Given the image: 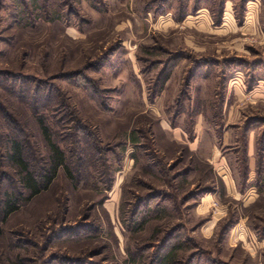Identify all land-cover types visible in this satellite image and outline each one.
<instances>
[{
    "label": "rangeland",
    "instance_id": "rangeland-1",
    "mask_svg": "<svg viewBox=\"0 0 264 264\" xmlns=\"http://www.w3.org/2000/svg\"><path fill=\"white\" fill-rule=\"evenodd\" d=\"M250 1L0 0V264H264ZM41 118L67 165L3 219L28 194L12 142L37 175L51 158Z\"/></svg>",
    "mask_w": 264,
    "mask_h": 264
},
{
    "label": "trees",
    "instance_id": "trees-1",
    "mask_svg": "<svg viewBox=\"0 0 264 264\" xmlns=\"http://www.w3.org/2000/svg\"><path fill=\"white\" fill-rule=\"evenodd\" d=\"M40 125L45 133L47 142L51 149V158L47 161L46 168L42 169L41 174L35 173L25 159L22 146L18 142H12L11 159L15 165L21 171V181L24 189L27 191V195L24 198L20 195L7 194L4 199V206L2 209L3 219H6L9 215L15 212L20 202H27L43 190L47 189L56 177L58 169L61 167H66V156L63 150L50 139L48 135L49 126L45 124V121L41 118ZM245 175V174H244Z\"/></svg>",
    "mask_w": 264,
    "mask_h": 264
},
{
    "label": "crops",
    "instance_id": "crops-1",
    "mask_svg": "<svg viewBox=\"0 0 264 264\" xmlns=\"http://www.w3.org/2000/svg\"><path fill=\"white\" fill-rule=\"evenodd\" d=\"M259 2V0H251L250 2H249V5H248V11L250 12L251 11V8H253L257 3ZM228 10V9H227ZM226 13L228 14V16H231L230 14V12H228V11H226ZM227 16V17H228ZM261 80H259V82H260ZM229 132L227 131V132H225V135H224V139L226 140V142H225V144L227 143V144H230L228 141V138H229ZM249 148H254V145H253V140L251 139V142H250V144H249ZM251 149H250V151H251ZM252 155V151H251V153H250V156ZM217 166H218V168H220L221 169V172L223 173V175H224V178H226V179H228L229 178V171H230V169H229V165L227 164V162H226V160H225V158H222V160H220V161H217ZM247 181H249L250 183H252L251 181H252V177H251V175H249V178H248V180ZM248 182V183H249ZM249 183V184H250ZM238 195H241V194H243V192H242V184H239L238 185V190H237V192H236ZM252 203V202H251ZM253 203H256V200H253ZM239 222H245L244 221V219H242L241 221H239ZM258 240H259V243L262 245V246H264V237L262 238V239H259L258 238ZM256 241V240H255Z\"/></svg>",
    "mask_w": 264,
    "mask_h": 264
}]
</instances>
